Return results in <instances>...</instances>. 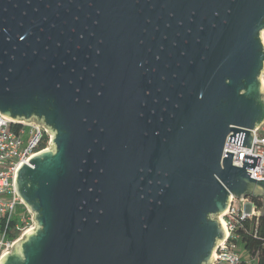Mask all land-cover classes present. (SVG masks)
I'll return each mask as SVG.
<instances>
[{"label":"water","instance_id":"1","mask_svg":"<svg viewBox=\"0 0 264 264\" xmlns=\"http://www.w3.org/2000/svg\"><path fill=\"white\" fill-rule=\"evenodd\" d=\"M264 0H0V112L52 147L0 264H212L231 197L264 201ZM264 215V206L261 210Z\"/></svg>","mask_w":264,"mask_h":264},{"label":"built area","instance_id":"2","mask_svg":"<svg viewBox=\"0 0 264 264\" xmlns=\"http://www.w3.org/2000/svg\"><path fill=\"white\" fill-rule=\"evenodd\" d=\"M262 84L264 87V70ZM253 132L251 147L228 141V138L224 154L233 152L234 163L241 167L246 153L260 156V166L247 169L252 178L260 180L264 179V121ZM52 141L53 135L46 124L13 120L0 112V263L15 244L36 227L34 214L18 193L16 183L21 167L37 153L50 149ZM237 199L232 196L230 207L219 216L227 232L214 251L216 257L212 264H259L244 247L239 230L247 229L246 222L257 219L261 210L253 197L241 198L240 204Z\"/></svg>","mask_w":264,"mask_h":264},{"label":"trees","instance_id":"3","mask_svg":"<svg viewBox=\"0 0 264 264\" xmlns=\"http://www.w3.org/2000/svg\"><path fill=\"white\" fill-rule=\"evenodd\" d=\"M260 210L263 209L264 201L262 198H254ZM247 229L241 228L239 232L242 235L243 244L246 250L254 256L259 264H264V215L257 219L247 221Z\"/></svg>","mask_w":264,"mask_h":264},{"label":"rangeland","instance_id":"4","mask_svg":"<svg viewBox=\"0 0 264 264\" xmlns=\"http://www.w3.org/2000/svg\"><path fill=\"white\" fill-rule=\"evenodd\" d=\"M263 36H264V34H263ZM236 202H239L238 204L241 203V202H240V199H237ZM18 215H20V213H19Z\"/></svg>","mask_w":264,"mask_h":264},{"label":"bare ground","instance_id":"5","mask_svg":"<svg viewBox=\"0 0 264 264\" xmlns=\"http://www.w3.org/2000/svg\"><path fill=\"white\" fill-rule=\"evenodd\" d=\"M263 34H264V32H263Z\"/></svg>","mask_w":264,"mask_h":264}]
</instances>
